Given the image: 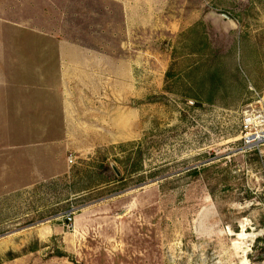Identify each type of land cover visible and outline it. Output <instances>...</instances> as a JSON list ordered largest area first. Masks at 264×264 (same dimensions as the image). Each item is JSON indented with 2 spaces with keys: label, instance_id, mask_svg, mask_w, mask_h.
I'll use <instances>...</instances> for the list:
<instances>
[{
  "label": "rangeland",
  "instance_id": "obj_1",
  "mask_svg": "<svg viewBox=\"0 0 264 264\" xmlns=\"http://www.w3.org/2000/svg\"><path fill=\"white\" fill-rule=\"evenodd\" d=\"M57 40L135 75L116 143L0 124V264H264V147L241 144L264 110V0H0V79Z\"/></svg>",
  "mask_w": 264,
  "mask_h": 264
},
{
  "label": "crops",
  "instance_id": "obj_2",
  "mask_svg": "<svg viewBox=\"0 0 264 264\" xmlns=\"http://www.w3.org/2000/svg\"><path fill=\"white\" fill-rule=\"evenodd\" d=\"M48 44L22 46L28 52L11 58L10 76L0 79V124L24 133L28 146L70 152L116 143L118 86L133 79L134 63L70 41Z\"/></svg>",
  "mask_w": 264,
  "mask_h": 264
},
{
  "label": "built area",
  "instance_id": "obj_3",
  "mask_svg": "<svg viewBox=\"0 0 264 264\" xmlns=\"http://www.w3.org/2000/svg\"><path fill=\"white\" fill-rule=\"evenodd\" d=\"M241 124L242 149L246 151H259L264 147V110L253 109L243 117Z\"/></svg>",
  "mask_w": 264,
  "mask_h": 264
},
{
  "label": "water",
  "instance_id": "obj_4",
  "mask_svg": "<svg viewBox=\"0 0 264 264\" xmlns=\"http://www.w3.org/2000/svg\"><path fill=\"white\" fill-rule=\"evenodd\" d=\"M113 170H114V173L116 174V176H119V173L117 172V170L114 168H113Z\"/></svg>",
  "mask_w": 264,
  "mask_h": 264
}]
</instances>
